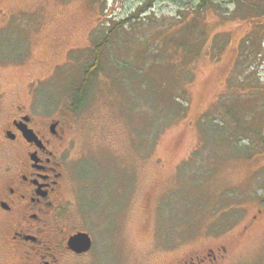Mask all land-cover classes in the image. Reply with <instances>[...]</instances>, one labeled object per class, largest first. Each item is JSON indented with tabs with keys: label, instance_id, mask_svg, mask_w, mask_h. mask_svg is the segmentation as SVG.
Listing matches in <instances>:
<instances>
[{
	"label": "rangeland",
	"instance_id": "1",
	"mask_svg": "<svg viewBox=\"0 0 264 264\" xmlns=\"http://www.w3.org/2000/svg\"><path fill=\"white\" fill-rule=\"evenodd\" d=\"M108 27L105 72L75 110ZM163 86L188 101L186 117L167 112L176 104ZM33 100L71 114L64 195L76 205L49 239L84 229L94 244L69 264L208 253L264 264V0H0V136ZM223 120L227 134L216 135ZM11 160L1 148L0 164ZM3 243L0 231V264H14Z\"/></svg>",
	"mask_w": 264,
	"mask_h": 264
},
{
	"label": "flooded vegetation",
	"instance_id": "2",
	"mask_svg": "<svg viewBox=\"0 0 264 264\" xmlns=\"http://www.w3.org/2000/svg\"><path fill=\"white\" fill-rule=\"evenodd\" d=\"M34 104L35 100L30 106L16 105L1 131L0 149L12 157L9 163L0 164L2 241L14 264H69L89 254L94 244L84 229L69 233L61 227L62 241L51 244L49 239L51 232H58L59 217L69 211L70 205H76L64 195L70 176V146L66 144L72 129L71 114L45 113ZM78 232L91 236L89 251L70 249L69 239ZM189 259L175 264H216L218 256L208 253Z\"/></svg>",
	"mask_w": 264,
	"mask_h": 264
},
{
	"label": "trees",
	"instance_id": "3",
	"mask_svg": "<svg viewBox=\"0 0 264 264\" xmlns=\"http://www.w3.org/2000/svg\"><path fill=\"white\" fill-rule=\"evenodd\" d=\"M198 1H199V5L202 8H205L206 6H208L211 3H214L217 0H198ZM129 21H130V19H125L119 24H122L121 27H124L125 25H123V24H126ZM108 29L109 30L107 32H105V40L107 41V43H106L105 40H103L102 43H100L99 40L96 41L97 43H96V45H95V47L93 49V54L95 55V59L92 62V64H89V65H87L85 67L84 74H83L84 77H83L80 85L77 87V89H76V91L74 93L73 105L72 106H73V108L75 110L80 109L82 104L86 101V97L88 95V86L90 87L92 85V82H93V78L92 77L93 76H95V77L98 76L99 77L103 72H105L106 63L105 64L101 63V57H102L104 48H105V50H108V51L111 50V42L109 40V37H111V34L114 32L109 27H108ZM117 29L118 28H116V30ZM109 43H110V45H109ZM104 45L109 46V47H106ZM107 59H112V57H109V58L107 57ZM115 64L118 65L117 62ZM111 65L113 66V64H111ZM125 67H126L125 65H122V67H120V68L125 69ZM163 85H164V83H163ZM164 88L165 87L163 86L161 88L158 87L156 89H157V92L159 94L164 92V95H166V94L170 95V97L168 95H166L167 97H169L167 99L172 101V102L174 101V103L176 104V107L174 108L173 111H171V112L167 111L170 114V116H174V117L177 116V118L186 117V113H187L186 104H188V101L186 99L180 100V95L176 96L177 95L176 91H172V90H169V89H166V88H165L166 89L165 90ZM148 89H150V88H148ZM156 89L154 88V89H151V90L155 91ZM183 91H184V88L181 91H179L178 94L182 93ZM184 93H185V91H184ZM153 101L156 102L155 98H153L152 95L148 96V103H152ZM178 108H179V110L176 113L175 110H177ZM229 111H227V114H228ZM153 117H155V120H156V114ZM204 123L207 124V125H205L206 126L205 128H207L210 125V123L209 124L207 122H204ZM157 125H158V122L154 121L151 126L155 127ZM213 128H214V132H215L216 135L219 134L221 136H225L227 134L226 133V124H225L224 120L220 121L218 124L213 126ZM152 131L153 130H151V132ZM235 137H236L235 134H233V135L230 136V139H233Z\"/></svg>",
	"mask_w": 264,
	"mask_h": 264
},
{
	"label": "water",
	"instance_id": "4",
	"mask_svg": "<svg viewBox=\"0 0 264 264\" xmlns=\"http://www.w3.org/2000/svg\"><path fill=\"white\" fill-rule=\"evenodd\" d=\"M69 247L77 253L87 252L92 247V238L87 232H78L70 237Z\"/></svg>",
	"mask_w": 264,
	"mask_h": 264
}]
</instances>
